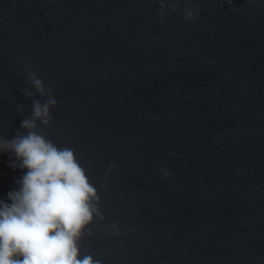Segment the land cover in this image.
Listing matches in <instances>:
<instances>
[{"label":"water","instance_id":"95a60500","mask_svg":"<svg viewBox=\"0 0 264 264\" xmlns=\"http://www.w3.org/2000/svg\"><path fill=\"white\" fill-rule=\"evenodd\" d=\"M176 2L76 156L104 215L81 258L264 264V0H193L194 22Z\"/></svg>","mask_w":264,"mask_h":264},{"label":"clouds","instance_id":"9594fccd","mask_svg":"<svg viewBox=\"0 0 264 264\" xmlns=\"http://www.w3.org/2000/svg\"><path fill=\"white\" fill-rule=\"evenodd\" d=\"M199 10L193 0H184L185 21L194 22ZM177 11L181 9L176 0H160L161 18ZM29 81L47 99L43 103L32 100L31 116L20 125L26 132L18 131L11 139L0 137V152L14 157L13 170L27 169L17 181L18 188L8 193L11 202L0 200V264H102L92 255L81 258L80 244L85 235H92L89 226L94 217L104 220L97 189L77 161L75 150L57 147L41 131L39 125H52L50 110L57 101L34 69H29ZM24 95L31 98L33 93L25 89ZM114 168L110 165L108 172ZM111 231L120 235L116 224Z\"/></svg>","mask_w":264,"mask_h":264}]
</instances>
